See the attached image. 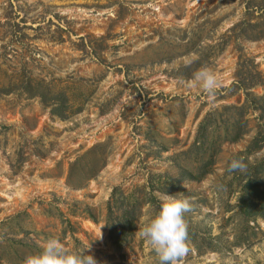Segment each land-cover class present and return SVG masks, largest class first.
Here are the masks:
<instances>
[{
	"label": "rangeland",
	"instance_id": "1",
	"mask_svg": "<svg viewBox=\"0 0 264 264\" xmlns=\"http://www.w3.org/2000/svg\"><path fill=\"white\" fill-rule=\"evenodd\" d=\"M201 67L221 81L212 97L187 86ZM256 72L264 0H0V264L52 237L97 264H158L137 235L155 193L191 204L181 264H264V217L240 210L256 171L264 188V145L247 153L264 136V107L246 101L264 96ZM29 78L55 100L24 91ZM233 158L247 169L229 171ZM115 188L138 206L122 247L107 226Z\"/></svg>",
	"mask_w": 264,
	"mask_h": 264
},
{
	"label": "clouds",
	"instance_id": "2",
	"mask_svg": "<svg viewBox=\"0 0 264 264\" xmlns=\"http://www.w3.org/2000/svg\"><path fill=\"white\" fill-rule=\"evenodd\" d=\"M221 81L209 68L201 67L187 82L188 87H198L207 96L215 95ZM229 171L243 172L247 164L239 158L228 163ZM159 200V211L146 223L138 226L137 235L154 251L158 264H181L189 252L188 229L184 214L191 209L187 198L179 199L167 193H155ZM40 251L27 256L24 264H97L92 255H85V249L70 254L64 244L55 237L39 245Z\"/></svg>",
	"mask_w": 264,
	"mask_h": 264
},
{
	"label": "trees",
	"instance_id": "3",
	"mask_svg": "<svg viewBox=\"0 0 264 264\" xmlns=\"http://www.w3.org/2000/svg\"><path fill=\"white\" fill-rule=\"evenodd\" d=\"M250 87L263 84V79L260 73L251 74V78L247 79ZM242 82L238 81L234 83V86L242 88ZM24 91H26L31 96H39L44 102H50V100H55L57 95L51 93L49 85L43 84L42 81H35L33 78L27 79L26 82H22ZM247 104L255 107H264V96L257 97L249 92L246 96ZM261 101V102H260ZM55 102V101H54ZM261 103V104H260ZM61 107H64L63 104ZM242 108V107H241ZM53 112L65 116L63 111H59V108L54 107ZM242 134L238 132L231 140H238ZM264 145V136L261 132L255 136L251 144L247 148V153L250 154L257 149H260ZM238 155H241L238 154ZM236 155L235 157H239ZM213 164V160L209 159L204 166H202V171L198 175H192L193 179H200L210 172L209 166ZM257 168V166H252ZM250 167V168H252ZM252 168V169H253ZM258 171L252 174L251 178L247 181L244 189L241 192L240 197V210L241 213L247 217L256 219L258 216L264 217V188H261L259 183ZM247 174V173H246ZM246 174H242L246 176ZM251 188V190H250ZM119 192V188H115L111 198L108 202V214H107V226L109 228L110 237L118 247L125 245L130 237L135 232L136 229V207L129 205V197H116ZM154 200V195L150 196L148 199L146 197L145 202H152ZM128 201V202H127Z\"/></svg>",
	"mask_w": 264,
	"mask_h": 264
}]
</instances>
